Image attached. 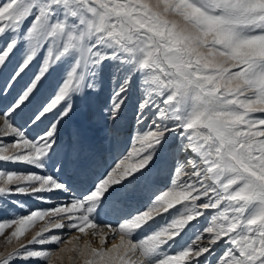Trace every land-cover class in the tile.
Masks as SVG:
<instances>
[{
	"label": "snow or ice",
	"instance_id": "6c2138e0",
	"mask_svg": "<svg viewBox=\"0 0 264 264\" xmlns=\"http://www.w3.org/2000/svg\"><path fill=\"white\" fill-rule=\"evenodd\" d=\"M102 92L105 122L134 130L84 184L60 129ZM3 212L0 264H264V0H0ZM63 229L101 247H31Z\"/></svg>",
	"mask_w": 264,
	"mask_h": 264
},
{
	"label": "rangeland",
	"instance_id": "374dc122",
	"mask_svg": "<svg viewBox=\"0 0 264 264\" xmlns=\"http://www.w3.org/2000/svg\"><path fill=\"white\" fill-rule=\"evenodd\" d=\"M50 90L51 84L46 86L45 94ZM105 100L106 94L102 92L89 101L78 102L69 117L65 118L60 129L61 142L69 161V174L75 175L78 182H83L84 184L95 179L112 162L115 156L124 151L123 148L128 147L130 136L134 130L129 114V119L127 120L128 117H126L119 125L105 122L104 116L101 113ZM111 157H113L112 160L110 159ZM8 167L20 168L23 166L8 165ZM164 183H166V173H160L154 177V185L156 187H162ZM16 199L24 201L29 209H47L54 206L53 204L42 203L27 196L16 197ZM13 211H19L21 214H24L22 209H13ZM0 217L7 219L8 213H0ZM43 223L37 224L24 238H21V241L27 243ZM97 223L103 227V225L108 223L114 224V220L104 216ZM105 232L107 233V229H105ZM10 233L11 229H8L3 236H0V252L7 253L18 246V242L15 239L10 243L7 241ZM60 233H64L62 236L64 241L71 240L72 242L61 243L59 246L53 247L49 245H32L31 247L52 249L57 253H59L60 248L82 247L85 242H89L95 248L101 247L98 243L100 237L94 236L91 229L87 230V235L76 230L69 232L68 229H63L57 234ZM49 234L46 233L45 235ZM108 234L110 235V233ZM73 237L77 239H73ZM112 242V238H109L105 246L110 247ZM60 255L63 259H56L53 264H83V258L79 257L76 251L60 253ZM12 264H22V262L14 260ZM31 264H42V262L34 261Z\"/></svg>",
	"mask_w": 264,
	"mask_h": 264
},
{
	"label": "bare ground",
	"instance_id": "6f19581e",
	"mask_svg": "<svg viewBox=\"0 0 264 264\" xmlns=\"http://www.w3.org/2000/svg\"><path fill=\"white\" fill-rule=\"evenodd\" d=\"M129 116H131V113H129ZM129 116H128V118H127V120L129 119ZM127 122V121H126ZM123 137V136H122ZM121 140V139H120ZM122 141V140H121ZM123 144V143H122ZM123 150H124V148H123ZM114 153V152H113ZM110 154V153H109ZM116 154V153H115ZM111 156V155H110ZM109 157V156H108ZM116 157V156H115ZM111 160L113 159V157H111L110 158ZM109 159V161H111ZM105 166V165H104ZM101 167V166H100ZM102 168V167H101ZM56 233H59V232H61V230H54ZM107 241H109V238H111V234L109 235L108 233H107ZM99 241H100V239L98 240V243H99ZM116 243L118 242V241H115ZM100 244V243H99ZM49 246H51V247H53V246H56V245H53V244H49Z\"/></svg>",
	"mask_w": 264,
	"mask_h": 264
}]
</instances>
